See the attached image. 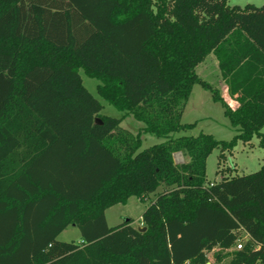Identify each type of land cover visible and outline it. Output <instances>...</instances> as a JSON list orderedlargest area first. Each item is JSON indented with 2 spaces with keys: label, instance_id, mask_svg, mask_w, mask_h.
Wrapping results in <instances>:
<instances>
[{
  "label": "trees",
  "instance_id": "trees-1",
  "mask_svg": "<svg viewBox=\"0 0 264 264\" xmlns=\"http://www.w3.org/2000/svg\"><path fill=\"white\" fill-rule=\"evenodd\" d=\"M211 53L236 108L197 72ZM81 69L121 117L101 113ZM196 84L231 140L175 137L196 125L182 121ZM263 128L264 4L0 0V264H264V155L255 172L207 177L215 149L264 147ZM144 133L166 140L140 150ZM159 188L145 231L108 225V208ZM69 225L79 242L58 239Z\"/></svg>",
  "mask_w": 264,
  "mask_h": 264
},
{
  "label": "rangeland",
  "instance_id": "rangeland-1",
  "mask_svg": "<svg viewBox=\"0 0 264 264\" xmlns=\"http://www.w3.org/2000/svg\"><path fill=\"white\" fill-rule=\"evenodd\" d=\"M229 3L230 5L241 6L247 3H254L257 6H261L264 4V0H229ZM212 67L211 65L208 66L207 77L202 78L206 81H212L211 84L217 88L219 78L215 77L216 72L213 71ZM201 69L204 70L205 67ZM80 75L82 76L86 88L103 104L101 113L112 117H121L123 112L99 95L97 86L100 80L86 75L83 69L80 70ZM225 97L233 108L238 106V101L233 99L230 93L227 92ZM182 121L184 123L196 122V125L191 129L175 133V137L182 135L197 136L201 132H204L214 135L217 139L229 141L236 135V130L225 115L222 104L214 101L211 93L200 84H196L193 88L191 97L184 109ZM121 127L136 133L143 127V123L132 116H128L121 122ZM262 132L264 133V128ZM165 140V138L157 137L153 133H144L140 150L164 142ZM259 142L260 138L257 136L253 138L252 142H239L234 150L226 151L221 158L219 156L220 150L218 148L215 149L207 161L208 180L210 182H215L220 181L223 176L226 175H242L257 171L261 167L264 155V147L261 146ZM175 154L178 163H183L187 160L180 152ZM160 191L161 188H159L156 193L150 194L145 200L132 196L126 204L111 206L106 210L108 225L113 227L121 224L127 219H132V224L134 226H140L144 210L150 202L156 198ZM58 239L65 242H79L81 239V231L77 226L69 225L59 234ZM209 257L210 260L213 261L212 252L209 254Z\"/></svg>",
  "mask_w": 264,
  "mask_h": 264
},
{
  "label": "crops",
  "instance_id": "crops-1",
  "mask_svg": "<svg viewBox=\"0 0 264 264\" xmlns=\"http://www.w3.org/2000/svg\"><path fill=\"white\" fill-rule=\"evenodd\" d=\"M209 65H211V66H213L212 67V69H213V71L214 72H216V75H215V77H218L219 78V80H218V86H217V88L220 90V92H221V94H222V96H226V93L228 92L229 93V91H228V86H227V84H226V82H225V80L223 79V77H222V75H221V72H220V69H219V65H218V60H217V58H216V56L214 55V54H209L208 56H207V58L202 62V63H200L198 66H197V72H198V74L201 76V77H204V78H206L207 77V71H208V66ZM205 67V69L203 70V69H201V68H204ZM208 81V80H207ZM208 82H210V83H212V81H208ZM212 96V95H211ZM226 98V97H225ZM232 98L233 99H236V96H232ZM175 160H176V162H177V159H176V154H175ZM138 227H143V221H142V223L140 224V226H138Z\"/></svg>",
  "mask_w": 264,
  "mask_h": 264
},
{
  "label": "built area",
  "instance_id": "built-area-1",
  "mask_svg": "<svg viewBox=\"0 0 264 264\" xmlns=\"http://www.w3.org/2000/svg\"><path fill=\"white\" fill-rule=\"evenodd\" d=\"M247 238H248L247 235H245V236L243 237L244 240L247 239ZM242 245H243V242H242V241L238 242V244H237V248H238V249H241V248H242ZM207 264H210V262H208Z\"/></svg>",
  "mask_w": 264,
  "mask_h": 264
},
{
  "label": "water",
  "instance_id": "water-1",
  "mask_svg": "<svg viewBox=\"0 0 264 264\" xmlns=\"http://www.w3.org/2000/svg\"><path fill=\"white\" fill-rule=\"evenodd\" d=\"M96 121L101 123V120L99 118H96ZM146 229H147L146 226L139 227V230H141V231H145Z\"/></svg>",
  "mask_w": 264,
  "mask_h": 264
}]
</instances>
